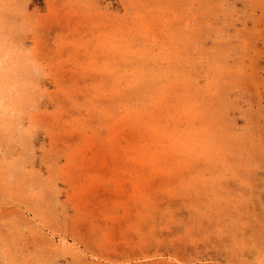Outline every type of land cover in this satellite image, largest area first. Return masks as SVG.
Wrapping results in <instances>:
<instances>
[{
	"label": "rangeland",
	"instance_id": "obj_1",
	"mask_svg": "<svg viewBox=\"0 0 264 264\" xmlns=\"http://www.w3.org/2000/svg\"><path fill=\"white\" fill-rule=\"evenodd\" d=\"M0 264H264V0H0Z\"/></svg>",
	"mask_w": 264,
	"mask_h": 264
}]
</instances>
